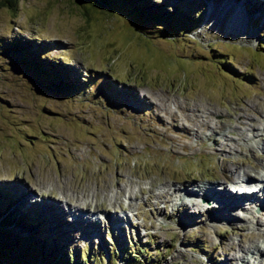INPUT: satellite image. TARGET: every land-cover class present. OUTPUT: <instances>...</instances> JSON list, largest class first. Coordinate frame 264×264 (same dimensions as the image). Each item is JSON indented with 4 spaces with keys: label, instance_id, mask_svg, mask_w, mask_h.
I'll list each match as a JSON object with an SVG mask.
<instances>
[{
    "label": "rangeland",
    "instance_id": "obj_1",
    "mask_svg": "<svg viewBox=\"0 0 264 264\" xmlns=\"http://www.w3.org/2000/svg\"><path fill=\"white\" fill-rule=\"evenodd\" d=\"M260 1L185 0L191 17L178 23L191 31L172 42L140 35L115 7L99 16L62 0L0 7V45L33 41L40 58L66 62L85 83L48 89L23 55L0 51V193L47 226L39 239L50 250L88 251L91 264H122L128 247L143 249L147 264H240L249 246H264V226L239 209L212 194L181 203L173 189L208 184L215 194L260 195L239 186L264 177ZM69 209L85 224L70 222Z\"/></svg>",
    "mask_w": 264,
    "mask_h": 264
},
{
    "label": "trees",
    "instance_id": "obj_2",
    "mask_svg": "<svg viewBox=\"0 0 264 264\" xmlns=\"http://www.w3.org/2000/svg\"><path fill=\"white\" fill-rule=\"evenodd\" d=\"M186 1L189 2V0ZM62 2L68 4V9L74 10L78 14L79 10L81 9L80 7L84 5H91L95 9L98 16L101 15L100 13L103 12V10H108L107 8L111 9L112 7H115L116 10L119 11L118 16L123 15V17L129 21L128 23L136 28L140 35L144 36L145 38H149L152 41H159L161 38H163L172 42L170 39H175L178 37L180 38L184 33L190 34L189 31H191H183V29L181 30L183 26H181V22L178 23L182 18L183 19L181 21H186V19H190L191 17V12H187L186 8L189 7L190 4L182 3L185 2V0H176L175 6H171L172 4L165 2L164 5L167 7H164L159 3H155L153 0H62ZM180 2L182 5L178 4ZM16 4V0H2V2H0V7H5L15 12L17 9ZM204 5L201 4L202 7ZM98 6L100 7L98 8ZM182 8L186 10L184 11ZM203 12L204 10L200 13L204 15ZM82 16L85 17L86 15L84 14ZM176 20L178 24L174 23ZM149 21L152 22L150 23L152 27L155 26L154 28L144 27L143 23ZM201 21H203V19H201ZM185 24L183 23L182 25L188 27L189 22L187 21ZM29 44L30 45H28V42L23 43L15 39L8 42V44H4L3 42L0 45V47H2L0 51L10 55H23V58L20 61L25 63V66L31 70V75L39 77L40 79L42 78L41 83L48 86V89L51 88V90L60 91L62 93L64 91L74 92L77 91L78 88H83L85 83H79V81L69 76L73 68L68 66L66 62L58 64L53 60L46 61L45 58H40V45L34 43L33 41H31ZM221 63L223 64L224 61ZM7 195L8 194H5V192L0 193V207H4H1L4 212L0 213V264L92 263V255L90 254V256V252L88 251H83L82 253L80 251L78 252V249L76 248H69L70 251H66L65 246H63L64 249L58 250L57 247L60 246L64 241L59 238L55 239L52 243V246L58 251L54 253V251L50 250V248L46 246V241L42 240L41 242L39 239L47 235V226L45 225V227H38L40 224V219H30L31 216H29V214L31 213L25 209L29 207H26V205L22 206L20 204L14 206L12 202L8 201ZM1 196H4L7 199L4 203L3 201L5 199ZM2 203L3 205H1ZM43 224H46L45 218L43 219ZM48 233L51 234V231ZM53 233L57 235L61 233V231L53 230L52 234ZM49 245L51 247V240ZM123 253L126 255L123 254V259L121 258L122 264H126L125 256L126 259L128 258L129 260L137 261L139 264H147L148 262L147 259L139 258L141 253L143 254V249L139 250L137 253L132 252V249L128 247V250L124 251ZM108 254H111V252H108ZM115 254L114 256H117L118 253L116 255ZM138 254L139 256H137ZM100 257V259H102L101 255Z\"/></svg>",
    "mask_w": 264,
    "mask_h": 264
},
{
    "label": "bare ground",
    "instance_id": "obj_3",
    "mask_svg": "<svg viewBox=\"0 0 264 264\" xmlns=\"http://www.w3.org/2000/svg\"><path fill=\"white\" fill-rule=\"evenodd\" d=\"M245 2V0H244ZM244 2H241L242 4ZM259 2L261 3L262 1L259 0ZM264 2V1H263ZM240 3V5H242ZM236 5V4H235ZM258 6H260L259 4H256ZM263 10H264V7L263 5H261ZM240 23H241V20H240ZM215 133V131H214ZM219 133V132H218ZM246 175H244L245 177ZM244 179L248 180L247 177H245ZM258 182L260 183V185L262 186V190L258 193H260V195L257 197V198H254L253 196H247V195H244V196H238V195H234L232 193H230L228 191V194L226 195L225 193L222 195V193H220V189L218 188H215L217 191H216V194L215 193H212V189H213V186L211 185H201V186H198V187H194V186H190L186 189V187H178V188H173L174 189V193L175 194H178V198H180L181 196V199L179 200L181 203H193V201H199L197 200V198L199 196H203L206 198V196L208 197V194H212V198H214L218 203H226L224 205H219L217 203H214L211 207L212 208H215L214 205H218V206H228V207H233L234 209H239L240 211H242L243 215H245V219L251 223V224H259L261 226H264V177L260 180H258ZM222 189H225V191H227L228 189L226 187L223 188V185H221V190ZM168 194V193H166ZM218 194H221V195H218ZM165 196V195H162V197ZM226 199L228 201H226ZM178 202V201H177ZM177 202H174L177 203ZM260 208V211L261 214L260 216L261 217H258L255 215V210L253 209H258ZM68 216L71 217V220L69 219L70 222L72 223H78V224H83L85 222V220H83V215L84 214H81V212L79 214H76L74 211H71L69 209V211H67ZM89 222V221H88ZM85 224V223H84ZM261 233V232H260ZM264 234V229H263V232ZM264 238V237H263ZM264 240V239H263ZM261 241L262 243L261 244H264V241ZM262 246H260L259 244H255L253 246H249L248 250H246V256L242 255L240 256L239 258H237L238 261H240V264H250V260L251 259H256V258H260V261H262V264H264V246L261 248ZM238 264V263H237Z\"/></svg>",
    "mask_w": 264,
    "mask_h": 264
}]
</instances>
